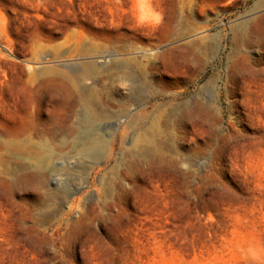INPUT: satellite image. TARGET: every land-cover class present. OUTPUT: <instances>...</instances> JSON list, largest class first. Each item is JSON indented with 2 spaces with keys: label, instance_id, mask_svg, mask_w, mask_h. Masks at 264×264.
Here are the masks:
<instances>
[{
  "label": "rangeland",
  "instance_id": "rangeland-1",
  "mask_svg": "<svg viewBox=\"0 0 264 264\" xmlns=\"http://www.w3.org/2000/svg\"><path fill=\"white\" fill-rule=\"evenodd\" d=\"M0 264H264V0H0Z\"/></svg>",
  "mask_w": 264,
  "mask_h": 264
},
{
  "label": "bare ground",
  "instance_id": "bare-ground-1",
  "mask_svg": "<svg viewBox=\"0 0 264 264\" xmlns=\"http://www.w3.org/2000/svg\"><path fill=\"white\" fill-rule=\"evenodd\" d=\"M193 44H194V42H193ZM202 53V52H201ZM200 55H202V54H200ZM106 60V59H105ZM119 71H117V73H118V75H117V77H118V81H120V82H124V83H130L131 82V80H129L128 78H129V76H130V72H129V69H128V67H126V66H121V67H119V69H118ZM146 82H148V80H145ZM90 99L91 98H93V92L91 91L90 92ZM101 116V115H100ZM94 142H97V140L96 139H90V141L88 142V143H94ZM138 142V141H137ZM137 144V143H136ZM103 154H106V151L104 150V153Z\"/></svg>",
  "mask_w": 264,
  "mask_h": 264
}]
</instances>
